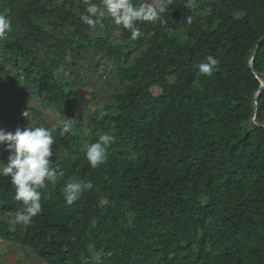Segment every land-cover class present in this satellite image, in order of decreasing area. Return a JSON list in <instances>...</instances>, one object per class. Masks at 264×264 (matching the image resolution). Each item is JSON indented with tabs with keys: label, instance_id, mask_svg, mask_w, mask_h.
Instances as JSON below:
<instances>
[{
	"label": "trees",
	"instance_id": "16d2710c",
	"mask_svg": "<svg viewBox=\"0 0 264 264\" xmlns=\"http://www.w3.org/2000/svg\"><path fill=\"white\" fill-rule=\"evenodd\" d=\"M187 3L165 0L155 21L136 23L138 38L123 28L124 43H114L83 23L84 0H0L11 20L0 53L12 64H0V128L23 127L29 111L52 132L51 167L63 172L38 189L42 212L27 226L15 223L23 205L0 176L2 239L46 264H264V128L250 125L260 84L248 67L264 37V0ZM209 56L219 61L210 76L198 69ZM86 58L115 69L114 113L95 114L89 137L74 126L61 136L20 91L78 108L66 73L78 80ZM254 71L264 80V42ZM256 119L264 124V90ZM101 134L115 142L93 168L85 152ZM78 181L93 188L67 205L63 189Z\"/></svg>",
	"mask_w": 264,
	"mask_h": 264
},
{
	"label": "clouds",
	"instance_id": "9594fccd",
	"mask_svg": "<svg viewBox=\"0 0 264 264\" xmlns=\"http://www.w3.org/2000/svg\"><path fill=\"white\" fill-rule=\"evenodd\" d=\"M86 13L81 15V20L86 25L95 28H103V18L109 16L116 25L122 26L131 32L133 39L141 33L136 26L138 21H155L157 10L147 0L137 6L134 0H84ZM192 0H188L185 7H191ZM163 11V9H160ZM189 22L191 17H188ZM11 28V20L5 14L0 13V40L7 38ZM219 61L212 56L206 58V62L198 65L199 72L212 75ZM29 118L30 113H22ZM75 119H65L60 128V135L72 131ZM56 142L52 132L44 127L19 128L14 133L0 129V145H6L9 152L7 164L0 163V176L10 177L11 185L15 190L14 199L22 202L23 207L15 213V223L30 225L33 218L42 212L41 193L38 189L46 187V182L54 183L58 175L63 176L62 171L51 167L52 145ZM115 142V138L109 134H101L95 143L87 146L85 156L90 166L95 168L106 162L108 146ZM93 188V184L84 181L68 182L63 189V197L67 205H72L81 198V195Z\"/></svg>",
	"mask_w": 264,
	"mask_h": 264
},
{
	"label": "rangeland",
	"instance_id": "374dc122",
	"mask_svg": "<svg viewBox=\"0 0 264 264\" xmlns=\"http://www.w3.org/2000/svg\"><path fill=\"white\" fill-rule=\"evenodd\" d=\"M56 3H60L62 0H55ZM99 1V0H97ZM143 2V0H134V3L139 5V3ZM153 5L156 10L160 6H163L165 0H153L149 2ZM86 8V5H84ZM76 13H81V7L79 3H76L75 7ZM104 19L108 20L111 25V30L105 32L104 27L98 31L93 33L94 36H102L105 38H112L114 43H124L122 37V26L116 25L114 21L109 17L105 16ZM52 21H47L42 23V26L47 25L46 23ZM3 41L0 40V42ZM88 58V57H87ZM85 59L81 61L79 69H77V76H79L78 80H75V75L72 76L70 73H66L69 81H75V90L80 94L81 105L78 108H73L70 102L65 106L66 111L57 110L56 107L46 103L43 101L42 96L36 94H29V92L22 88L20 91L21 95H28L27 98L24 99L25 103L32 107L38 109L42 116L44 123L52 128H61L62 122L65 119H75L73 134L81 137H89L91 132L90 122L93 119L95 114L104 115L109 107L113 104V96L116 94V86H117V77L116 71L112 66L101 65L99 68H95V62H90L89 59ZM0 64L4 66L8 70H12V64L8 62V60L4 57V54L0 53ZM154 94H158L159 92L155 89L152 90ZM1 99V98H0ZM81 107V108H80ZM110 113H114V109H110ZM28 127H42V124L36 118H28L27 122L23 127L19 128L24 130ZM5 132L14 133L17 129V124L15 122H10L8 128H0ZM71 146H80L79 141L76 138L70 139ZM83 146V145H82ZM0 154L2 159L0 163L7 164L9 152L6 150V145H0Z\"/></svg>",
	"mask_w": 264,
	"mask_h": 264
},
{
	"label": "crops",
	"instance_id": "0c3cea01",
	"mask_svg": "<svg viewBox=\"0 0 264 264\" xmlns=\"http://www.w3.org/2000/svg\"><path fill=\"white\" fill-rule=\"evenodd\" d=\"M0 264H46L31 250L0 237Z\"/></svg>",
	"mask_w": 264,
	"mask_h": 264
},
{
	"label": "water",
	"instance_id": "95a60500",
	"mask_svg": "<svg viewBox=\"0 0 264 264\" xmlns=\"http://www.w3.org/2000/svg\"><path fill=\"white\" fill-rule=\"evenodd\" d=\"M262 42H264V37L258 42L257 46L255 47V49L253 51V54H252V56L249 59L248 67H249L250 71L253 73V75L255 76L256 80L260 84L258 91L254 95L255 111H254V114H253V117H252L250 125L264 128V124L263 125L259 124L257 122V119H256L257 111H258V97H259L260 93L264 90V80L260 77V75L256 74L255 71H254V58H255V55H256V53H257V51L259 49L260 44H262Z\"/></svg>",
	"mask_w": 264,
	"mask_h": 264
}]
</instances>
